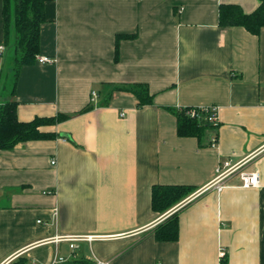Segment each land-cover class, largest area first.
Listing matches in <instances>:
<instances>
[{
    "label": "crops",
    "instance_id": "crops-1",
    "mask_svg": "<svg viewBox=\"0 0 264 264\" xmlns=\"http://www.w3.org/2000/svg\"><path fill=\"white\" fill-rule=\"evenodd\" d=\"M261 0H55L46 5L40 55L19 74L21 122L90 111L41 131L50 140L0 151V264L94 260L112 264H264V28L219 24L221 5L254 12ZM0 0V78L5 43ZM122 40L115 61L116 37ZM8 46V47H7ZM12 57V58H11ZM10 63V62H9ZM0 79V82H1ZM147 84L151 105L111 85ZM98 98L93 101L92 92ZM0 95V107L8 98ZM217 108L212 146L177 134L166 108ZM225 163L260 173L258 188L238 174L221 193L207 189ZM194 191L163 214L154 186ZM207 187V188H206ZM179 218V239L155 229ZM85 239L70 247L64 237Z\"/></svg>",
    "mask_w": 264,
    "mask_h": 264
},
{
    "label": "trees",
    "instance_id": "trees-1",
    "mask_svg": "<svg viewBox=\"0 0 264 264\" xmlns=\"http://www.w3.org/2000/svg\"><path fill=\"white\" fill-rule=\"evenodd\" d=\"M55 0H3V28L6 44H10L14 34L13 47L15 56L12 59L10 72L13 77L11 99L0 107V151L12 150L17 145L29 141L50 140L58 136L56 133L42 132V127L63 123L76 115L93 109L87 106L75 115L59 114L55 117H37L30 122H21L17 116L18 103L14 98L19 74L24 66L32 65L40 55L41 28L46 22V5ZM219 24L223 28L243 27L254 35H259L264 28V0L258 8L247 14L241 6L234 4L221 5ZM136 35H118L116 37L115 61L119 60V45L122 40L134 39ZM3 76V75H2ZM1 79V78H0ZM8 79V78H7ZM117 91L132 93L139 101V106L151 105L154 95L147 84L135 83L128 85H111L106 89L105 104H108ZM177 120V134L181 138H197L201 145L210 132L212 138L206 145L212 146V140H218L219 124L209 121L212 112L207 113L203 108H166ZM195 113L193 116L192 114ZM194 190L186 186H154L152 189V209L157 214H163L181 202ZM155 237L160 242H176L179 239V218L177 214L169 217L155 229ZM14 264H29L25 257L19 258ZM62 264H90L83 262ZM93 264V263H91ZM221 264H228L226 257Z\"/></svg>",
    "mask_w": 264,
    "mask_h": 264
},
{
    "label": "built area",
    "instance_id": "built-area-1",
    "mask_svg": "<svg viewBox=\"0 0 264 264\" xmlns=\"http://www.w3.org/2000/svg\"><path fill=\"white\" fill-rule=\"evenodd\" d=\"M4 47L0 46V51H3ZM36 61L40 64H54L55 63V59L48 57V56H44V55H38L36 58ZM98 98V94L97 92H92V99L93 101L97 100ZM203 111L210 113L211 117H209V121L211 123H213L214 125L218 124V114H217V108H203ZM193 116L195 115V113L192 114ZM216 143V140L213 139L212 140V145ZM238 174L240 182H241V186L243 188L249 189V188H258L261 185V181H260V173L258 171H247L241 168V166L239 164L237 165H230L229 163H225L222 167L220 166L217 170H216V175L213 179V181L206 187L207 189H214L217 193H221L224 188L226 187V182L227 180L232 177L233 175ZM85 238L83 237H64L61 238V241H67L70 242V247L72 249H74L75 243L78 241H81ZM226 256L225 252H220V258L223 259ZM67 261L64 259H58L56 260V262L54 264H62V263H66ZM93 264H112L109 261H103V260H94Z\"/></svg>",
    "mask_w": 264,
    "mask_h": 264
},
{
    "label": "rangeland",
    "instance_id": "rangeland-1",
    "mask_svg": "<svg viewBox=\"0 0 264 264\" xmlns=\"http://www.w3.org/2000/svg\"><path fill=\"white\" fill-rule=\"evenodd\" d=\"M8 46H7L8 47L7 54L4 57L5 66H4V73H3V76H2V79H1V82H0V95H2L5 99L8 98V100H10L11 99V89H13V77H12V73L9 70L10 67L12 66L11 65L12 59L10 61V56L8 54L10 52L12 53L13 49H12L11 45H8Z\"/></svg>",
    "mask_w": 264,
    "mask_h": 264
}]
</instances>
